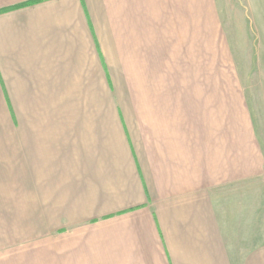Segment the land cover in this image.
Returning a JSON list of instances; mask_svg holds the SVG:
<instances>
[{
  "label": "crops",
  "instance_id": "1",
  "mask_svg": "<svg viewBox=\"0 0 264 264\" xmlns=\"http://www.w3.org/2000/svg\"><path fill=\"white\" fill-rule=\"evenodd\" d=\"M27 1L0 0V9ZM170 1L185 9L174 13ZM192 2L103 5L110 17L132 20L127 32L136 39L144 8L150 16L153 10L180 16L163 40L183 48L182 57L194 59L188 63H201L196 58L216 49V37L209 44L205 22L192 25V15L206 17L202 9L193 12ZM96 3L44 0L0 14V210H8L0 248L15 243L14 210L23 209L32 240L55 238L58 264H178L175 243L190 264H233L209 242L227 240L221 209L264 175L252 121L239 119L237 101L235 119L201 122L198 132L191 123L171 122L153 135L149 164L119 105L112 119L113 82L92 19ZM91 65L98 67L100 103L89 98ZM247 228L243 239L251 241L254 219ZM245 264H264V245Z\"/></svg>",
  "mask_w": 264,
  "mask_h": 264
},
{
  "label": "rangeland",
  "instance_id": "2",
  "mask_svg": "<svg viewBox=\"0 0 264 264\" xmlns=\"http://www.w3.org/2000/svg\"><path fill=\"white\" fill-rule=\"evenodd\" d=\"M198 2L200 6L193 0V12L202 9L206 17L192 15V25L205 22L206 40L210 44L216 37L217 44L216 49H208L206 56L196 58L201 63H188L194 59L182 57L183 48H169L163 40L167 28H177L181 18L174 13L185 9L183 2L170 1V10L176 9L167 18L156 16L155 10L150 16L146 11L151 9L144 8L145 15L137 20L141 32L138 39L127 32L133 26L132 20L107 15L103 0H97L92 16L113 82L112 90L107 86L111 92L112 119H117L119 105L129 130L139 137V147L149 164L153 135L165 130L163 127H174L169 123L182 121L191 123L198 132L201 122L210 127L218 120L235 119L237 101L239 119L252 121L264 157V0ZM91 67L95 69L94 87L89 98L100 103L103 97L95 76L98 67ZM239 196L233 207L221 209L227 240L209 242L210 248L222 256L226 250L233 264H245L247 256L264 245V175L257 177L255 189ZM7 212L0 210V223ZM14 212L15 228L10 236L15 237V243L9 249L0 248V264H8L13 256L16 264H23L25 258L31 264H58L55 238L32 240L24 210ZM251 219L256 230L253 239L247 241L243 237ZM1 226L0 237L6 236V227L2 230ZM236 236L239 241L228 239ZM175 251L178 264H190L181 244L175 243Z\"/></svg>",
  "mask_w": 264,
  "mask_h": 264
},
{
  "label": "trees",
  "instance_id": "3",
  "mask_svg": "<svg viewBox=\"0 0 264 264\" xmlns=\"http://www.w3.org/2000/svg\"><path fill=\"white\" fill-rule=\"evenodd\" d=\"M41 1H44V0H30V1H27L25 3H22V4H19V5H16V6H11V7H8V8H3V9H0V14L1 13H5V12H8V11H11V10H14V9H18V8H22V7H26V6H30V5H33V4H36V3H39ZM91 29H92V26H91ZM96 44H97V47L99 48V44H98V41L96 40ZM102 57V55H101ZM103 59V58H102ZM104 62V60H103ZM98 221V219H95L93 220L92 222H96Z\"/></svg>",
  "mask_w": 264,
  "mask_h": 264
}]
</instances>
